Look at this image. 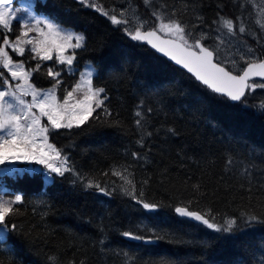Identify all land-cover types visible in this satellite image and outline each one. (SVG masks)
I'll return each mask as SVG.
<instances>
[{"label":"trees","instance_id":"trees-1","mask_svg":"<svg viewBox=\"0 0 264 264\" xmlns=\"http://www.w3.org/2000/svg\"><path fill=\"white\" fill-rule=\"evenodd\" d=\"M98 1L118 12L144 6L143 0ZM25 4L36 15L82 33L85 44L75 50L71 71L55 59H33L30 48L23 56L10 52L14 61H23L26 70L40 64L32 83L42 90L55 83L48 68L59 71L61 98L90 64L93 84L105 89L111 115L97 109L98 119L50 133L49 141L63 149L83 180L69 172L45 181L44 170L0 175V197L23 199L11 217L17 228H9L0 240L2 264H264V224L238 219L232 233H217L174 211L191 200L193 210L210 209L218 223L241 213L264 214V88L250 92L244 104H230L72 0ZM147 7L170 16L174 11L194 35L207 33L210 46L218 14L239 17L247 31L237 32L238 39L264 56L248 0H152ZM20 28L14 20L11 32L0 29L1 40L3 35L14 40ZM124 167L137 194L143 190L145 201L161 207L144 209L120 190L122 181L111 171ZM88 179L112 194L86 189ZM125 231L145 239L125 237Z\"/></svg>","mask_w":264,"mask_h":264},{"label":"snow or ice","instance_id":"snow-or-ice-1","mask_svg":"<svg viewBox=\"0 0 264 264\" xmlns=\"http://www.w3.org/2000/svg\"><path fill=\"white\" fill-rule=\"evenodd\" d=\"M80 2L95 8L107 17L112 25H123L122 31L131 40L150 45L151 48L186 69L213 93L227 97L231 101H241L247 92L264 88V56H246L241 53L239 59L245 66L240 71H236V59L221 56V45L225 43L223 35L235 36L237 32L244 34L247 31L239 17L234 20L218 14V20L213 21L218 25L216 31L221 32L223 29L226 33L217 36L218 44L212 47L205 43L209 38L207 33L194 35L187 24L175 18L174 11L171 16L159 10L152 11L151 15L155 18V23L150 24L131 8H124L116 13L115 9L111 12L107 11L92 0H80ZM143 3L147 7L151 5L152 0H143ZM12 5L13 0H0V28L5 32L12 31V23L17 19V9ZM260 14L264 16V8L260 9ZM197 20H202V17L198 16ZM256 24L264 30V21L258 19ZM32 33L35 35L30 36ZM84 44L85 36L82 33L46 18L35 19L32 24L23 23L14 40L3 35L0 40V166L27 163L42 168L0 167V171L35 174L46 170L45 181H50L52 174L64 177L66 173L72 172L78 179H84L69 165L63 149L57 148L49 141V136L51 132L59 129L79 128L90 118L98 119V114L94 117L97 109H102L106 116H110L111 113L105 107V100L108 99L105 89L94 86L93 71H88L81 74L80 80L71 90L66 91L62 98L58 97L57 89L61 84L58 79L61 75L59 71L48 68L47 75L55 83L47 90L39 89L32 83V76L34 72L40 71V64L26 70L24 62L14 61L13 55L10 54L11 52L23 56L26 51L25 45H30V51L35 53L33 59L41 61L55 59L57 63L67 65L71 69L76 58L75 50L82 48ZM248 52L252 53L253 49L248 48ZM255 78H260L262 82L256 83ZM29 96L30 101L25 99ZM261 107L264 108V103ZM136 116L141 117L142 113L137 111ZM136 124L141 126V120L137 119ZM168 131L173 132L172 129ZM133 155L137 154L133 153ZM228 163L231 164L232 161L229 160ZM111 175L122 181L119 185L120 190L144 209L155 211L161 207L155 202L145 201L143 190L137 194L136 184L130 178L131 173L126 167L114 168ZM83 186L86 189L95 188L105 195L112 194L107 187L92 179H88ZM22 202L20 195L14 200L0 197V240L5 239V233L9 228H17V225L11 222V217L19 212L14 206ZM192 204L193 201L189 200L176 206L174 211L180 217L195 220L217 233H232L238 227V219L245 223L264 224V214L256 215L250 212L241 213L239 218H227L223 223H218L210 209L193 210ZM122 235L135 240L145 239L132 231H125ZM162 238L155 236V239Z\"/></svg>","mask_w":264,"mask_h":264},{"label":"rangeland","instance_id":"rangeland-1","mask_svg":"<svg viewBox=\"0 0 264 264\" xmlns=\"http://www.w3.org/2000/svg\"><path fill=\"white\" fill-rule=\"evenodd\" d=\"M248 2L250 3V5L252 6L253 10H254V15H255V20L257 21L258 19H260L261 21H264V16H262L260 14V9L264 8V0H248ZM15 3H17V6H12L13 8L17 9V19L20 24L22 25L23 23L27 22L29 24H32L35 22V19H45V17H40L38 15H36L34 13V11H32V9H30L29 7H27V5L25 4V0H17ZM14 4V3H13ZM131 9H134L136 11V13L142 18V19H147L148 21H151V23H155V18L152 17L151 13L152 11L155 10H159L157 8H150V7H146L145 5L142 6L141 8H135V7H130ZM107 11H112L105 9ZM161 11V10H159ZM116 13H119L118 11L115 10ZM162 12V11H161ZM165 13V12H162ZM102 15V14H101ZM129 15L131 16V12L129 13ZM103 16V15H102ZM105 17V16H104ZM107 18V17H105ZM47 19V18H46ZM108 19V18H107ZM121 33H124L122 31L123 29V25H115ZM258 28L261 31V35H262V41L261 44L258 43L259 46H263L264 47V30H262L259 26ZM2 30V28H0ZM222 33H226V30H222L221 32H216L214 35V39H213V43L211 44L212 47H215L218 44V40L216 39L217 36H221ZM31 35H35L34 33L30 34ZM222 38L225 40V43L223 45H221V56L222 58L224 57H229L231 59H236L237 60V66H236V71H240L245 65L243 63V61H240L239 56L241 53H243L246 56H256V57H260L258 55V51L256 52V48L254 45H248L247 43H242L237 35L235 36H228V35H223ZM1 40V38H0ZM30 45H25V49L26 48H30ZM248 48H252L253 52L249 53L248 52ZM71 52V50H69ZM67 66V65H66ZM68 67V66H67ZM229 67H231V65H229ZM69 71L72 70V66L71 69L68 67ZM88 71H93L94 74V70L92 68V66L90 64H88L85 69L83 70L82 74L87 73ZM81 77V75H80ZM79 77V80H80ZM26 100H31V97H25ZM19 165L21 167H19ZM0 167H15V168H37V167H42L39 165H35V164H27V163H17L15 165H4V166H0ZM14 173V172H13ZM46 173V170H44V174ZM1 174H11V173H6L3 171H0V175ZM53 175V174H52ZM51 178V177H50ZM52 180V179H51Z\"/></svg>","mask_w":264,"mask_h":264},{"label":"water","instance_id":"water-1","mask_svg":"<svg viewBox=\"0 0 264 264\" xmlns=\"http://www.w3.org/2000/svg\"><path fill=\"white\" fill-rule=\"evenodd\" d=\"M16 1H17V0H13V3L16 2ZM72 1H73L75 4L79 5V6L86 7V8H88V9L94 11L95 13H98L99 15H101V13L98 12V11H96L95 8H93V7H88V6L84 5V4H82V3L80 2V0H72ZM92 2L101 5L104 9H106V8H105V7H104V6H103L98 0H92ZM166 14H167V13H166ZM167 15H168V14H167ZM168 16H170V15H168ZM146 20H147V19H146ZM149 22H150V24H151V21H149ZM122 34H123L125 37H127L128 39H130V37L127 36L125 33H122ZM130 40H131V39H130ZM131 41H133V40H131ZM133 42L138 43V44H140V45L146 47L148 50H150L152 53H154V54L157 55L158 57L164 59V60L167 61L169 64H171V65H173L174 67L180 69V70L183 71L186 75H188L191 79H193V80H194V81H195V82H196V83H197V84H198L203 90L207 91L209 94L213 95L214 97H216V98H218V99H220V100H223V101L228 102V103H230V104L240 105V104H243V102L246 100L247 94H249V92H250V91L247 92L246 95H245V97H244L241 101H231V100H229L227 97H224V96H222V95H220V94H216V93L211 92V90L207 89L204 85H202L199 81H197V80H196V79H195L190 73H188L186 69H183L181 66L175 64L174 61H171L168 57H165L162 53H159V52H157L155 49L151 48L150 45H147L146 43L138 42V41H133ZM255 82H262V81L260 80V78H255ZM176 214H177V213H176ZM177 215H178V214H177ZM189 220L192 221V222H194V223H199V222H197V221H195V220H192V219H190V218H189Z\"/></svg>","mask_w":264,"mask_h":264}]
</instances>
